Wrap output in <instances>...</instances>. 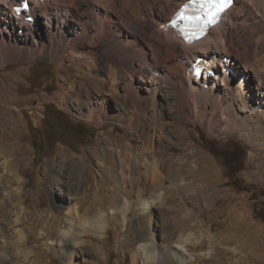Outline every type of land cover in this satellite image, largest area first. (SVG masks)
I'll list each match as a JSON object with an SVG mask.
<instances>
[{
	"label": "rangeland",
	"instance_id": "rangeland-1",
	"mask_svg": "<svg viewBox=\"0 0 264 264\" xmlns=\"http://www.w3.org/2000/svg\"><path fill=\"white\" fill-rule=\"evenodd\" d=\"M145 2L154 4H136ZM247 2L232 15L240 17L237 30L245 43L260 48L264 75V0ZM35 17L38 34L30 39L18 24L11 25L13 33L5 34L6 42L18 49L0 52V264L6 258L7 264H137L143 236L155 238L165 251L170 243L189 237L187 249L195 256L178 263L166 257L170 262L150 264H264V219L255 215L261 210L264 217V143L246 136L250 123L242 119V111H232L225 120L209 105L204 115L188 116L191 109L179 110L171 85L157 95V106L149 92L139 89L145 100L138 111L133 99L124 96L125 84L108 75L109 65L117 69L120 59L106 54L103 40L96 38L94 44L89 38L77 39L80 26L75 21L58 37L67 39L70 47L55 58L39 55L30 50L32 45L35 40L47 42L50 34L45 17ZM230 58L224 60L231 64ZM236 68V74L229 68L230 74L235 81L244 80L248 71L242 65ZM257 91L251 88L253 106L264 98ZM100 94L109 98L103 114L123 111L134 115L133 120L91 117ZM155 119L166 123L155 125ZM148 145L161 155L155 183L145 175ZM52 174L57 182H52ZM158 195L152 209L139 212L142 197ZM124 200L131 208L122 217ZM77 202L81 215L103 210L109 225L101 236L89 229L82 244L69 245V255L63 256L50 241L64 225L67 206ZM6 214L9 220L3 218ZM21 228L23 240L17 232ZM171 250L177 251L174 245Z\"/></svg>",
	"mask_w": 264,
	"mask_h": 264
},
{
	"label": "bare ground",
	"instance_id": "bare-ground-1",
	"mask_svg": "<svg viewBox=\"0 0 264 264\" xmlns=\"http://www.w3.org/2000/svg\"><path fill=\"white\" fill-rule=\"evenodd\" d=\"M21 1L22 0H0V52H2V55L10 50L8 48L18 49L16 44L12 42L11 44L7 43L9 41L6 42L5 34L13 33L10 29L11 25L15 28L20 26V33L27 35L29 38L37 35L39 32L38 29L36 30V28H34V23L23 20L25 15L24 12L19 14L16 12L17 14H13V6L20 5ZM136 1L137 0H31L30 2L29 0V8L25 13L30 11L29 15H31L33 19L36 18L35 16L37 15L45 17L44 23H46L50 34V39L47 42L35 40V44L32 45L33 47L30 50L35 51L39 55L44 53L51 54V58L59 56L67 47H70V42L65 41L67 39L64 40L63 37L58 38L60 36L59 32L64 31V28L68 27L72 22L75 23V21H78L80 30L76 34L77 39L89 38L94 44H96V38L99 40L101 39L107 44L108 53L106 54L120 59V63L117 64V69L114 70V65L112 67L109 65L110 68H108L110 73L108 72V75H110V77L112 76L111 78L114 77L119 84H125L124 89L126 93L124 96L133 99L135 108L137 107L138 111L143 109V101L145 100L139 95V89H144L149 92L151 95L150 98L153 99L154 105L157 106V95L160 92L164 93L165 87L171 85L177 93L179 110L182 111L186 107L191 109V113L189 111L187 114L188 116L193 114L196 116L200 114L204 115L207 110L206 108L212 105L216 108L218 117L220 116L225 120H229L233 113L232 111L237 110L239 112L240 109L242 111L241 113L244 115L242 119L245 121L249 120L248 123H250V126H248V128H250L248 129L249 133L246 134V136L254 138L259 143H262V141L264 143V98L262 100L263 102L259 101L258 106H253V102L250 98L251 88L255 87L258 90L257 92L261 93L260 95H264V75L260 71L262 68L260 66L261 63L258 53L260 48L257 46L252 47L245 43V40L237 30V23L240 22V17L238 15H232L233 11L239 6L246 4L247 0H234V4L225 11L224 18H221L220 22L212 28L202 40L191 44L186 43L181 37L175 35L172 29L166 28V23L171 20L174 13L184 5L186 0H154V4L145 2L139 5L136 4ZM248 2L251 3V0ZM119 4L121 6L117 9ZM9 15L14 20L10 18ZM213 47H215L216 50L214 53H211L212 51L210 52V49ZM219 49L222 50L224 54L221 55ZM203 53L205 54V58L211 62L213 68L218 66V69H216V77L211 75L209 77L202 76L198 79L193 76L192 71L189 70L193 61ZM225 56H228V58L231 57V64L224 60ZM241 65L243 71H248V73H244L246 75L244 80L235 81L232 74H230L229 68H233L236 74V67H240ZM248 78L253 81V85H250L251 82ZM103 91H105V89ZM116 91L114 92L116 96L121 97L122 94ZM108 100L109 98L104 95L96 96L94 104L98 107H96L97 109L93 107L95 110L90 109L91 112L89 115L91 117L97 116L99 119L100 117H104V120H116L117 122L122 119L121 117H125L123 120H131L133 118L132 116L134 115L131 116L130 113L123 114V111L103 114V106ZM235 106L238 107V109H234ZM138 115L140 114L137 113V117H139ZM156 116L159 117V114L155 113V117ZM207 120L209 121V119ZM141 122L144 124L143 121ZM154 122L155 125L156 123H166V121L165 123L159 122L158 119H155ZM148 126L154 127V123L149 121ZM144 149L145 156L143 159L146 165L145 167H147L145 175L147 177L151 176L155 183V179L157 178L156 170L158 169L161 155H156V150L152 145L150 148L148 145ZM152 152L153 155H148ZM76 166L77 163L75 162L72 168L74 169ZM51 180L52 182H57L59 179L55 174H52ZM121 184L124 188L126 187L125 183L122 182ZM159 196L161 195H158L154 199L142 197L138 202L139 212L141 211L144 213L152 209V205L157 203L156 201ZM1 206L3 205L1 204ZM122 208L121 216L125 217L131 205L124 200ZM80 211L78 202L76 204H69L63 221L64 225L58 228L59 232L56 239L50 241V244L56 243L58 245V252L63 256L69 255V245L79 247V245L82 244L84 237L88 235L89 229L97 236H101L107 231L109 220L103 210L99 209V213L95 212L96 215L87 216H85V214L81 215ZM11 214L9 215L11 216ZM183 214L188 216L189 212H184ZM3 218L9 220L7 214L4 215ZM15 224L17 223L15 222ZM23 228L17 231L20 240H23ZM189 239L190 238L187 237L185 242H181L180 244L170 243V245H168V250L165 251L164 249L162 250L161 247L159 248L160 245L158 246L155 238L151 239L148 236H143L138 242V249L135 256L136 262L137 264H150L153 260H163L164 262H170V260H172L174 263L194 260V254L189 253L187 249L186 241ZM13 245H15L14 240ZM172 245H174V250H177L176 252L173 250L170 251ZM28 255L29 251L24 253L25 257H28ZM166 257H169L170 260L165 259ZM8 259L6 258L1 264H7Z\"/></svg>",
	"mask_w": 264,
	"mask_h": 264
},
{
	"label": "snow or ice",
	"instance_id": "snow-or-ice-1",
	"mask_svg": "<svg viewBox=\"0 0 264 264\" xmlns=\"http://www.w3.org/2000/svg\"><path fill=\"white\" fill-rule=\"evenodd\" d=\"M231 3L232 0H202V2L199 3V10L201 14L195 17V23L199 26V31L203 32L205 27L214 23ZM26 8L27 2L24 0L22 8H17L16 11L20 12ZM179 18L184 19L186 17H184L183 13H181Z\"/></svg>",
	"mask_w": 264,
	"mask_h": 264
},
{
	"label": "trees",
	"instance_id": "trees-1",
	"mask_svg": "<svg viewBox=\"0 0 264 264\" xmlns=\"http://www.w3.org/2000/svg\"><path fill=\"white\" fill-rule=\"evenodd\" d=\"M214 76V75H213ZM258 212H261V210H259V211H255V215L257 216V217H262L263 219H264V217L262 216V214L260 213H258Z\"/></svg>",
	"mask_w": 264,
	"mask_h": 264
}]
</instances>
